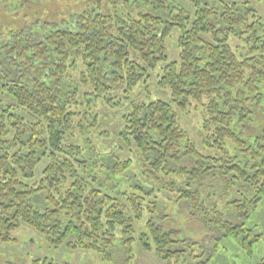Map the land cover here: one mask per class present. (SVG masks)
I'll return each mask as SVG.
<instances>
[{
  "label": "trees",
  "instance_id": "trees-1",
  "mask_svg": "<svg viewBox=\"0 0 264 264\" xmlns=\"http://www.w3.org/2000/svg\"><path fill=\"white\" fill-rule=\"evenodd\" d=\"M42 1L0 0V242L25 225L53 247L109 258L119 230L129 251L136 234L145 251L179 260L181 233L156 219L171 207L220 237H255L241 240L246 250L264 237L246 224L264 202V21L253 2L77 0L81 11L52 29L33 11ZM174 28L179 59L168 61ZM159 64L170 100H130L116 132L129 148H109L89 97L111 105ZM204 96L199 151L177 110ZM208 178L217 199L202 189ZM144 212L153 216L136 228Z\"/></svg>",
  "mask_w": 264,
  "mask_h": 264
},
{
  "label": "rangeland",
  "instance_id": "rangeland-1",
  "mask_svg": "<svg viewBox=\"0 0 264 264\" xmlns=\"http://www.w3.org/2000/svg\"><path fill=\"white\" fill-rule=\"evenodd\" d=\"M252 5L258 9L264 21V0H251ZM12 2V1H11ZM39 7H34V13L48 17V26L52 29L66 28L67 22L71 20L74 13L81 11L77 0H43ZM31 9V10H29ZM26 17L32 11L29 8ZM60 11L61 14H57ZM27 22H24V24ZM45 25V24H43ZM47 26V25H45ZM179 30L174 28L166 40L167 59L168 61H178L179 50L176 46ZM232 43L238 44L235 40ZM243 53V50H240ZM78 63H80L78 61ZM80 66V64H79ZM162 64L150 73V78L145 82H139L130 92H120L111 95L114 98L113 104L104 105L101 99L97 101L89 97L91 113H96L100 123H103L105 132V141L109 148L127 150L129 146L121 142L116 132L123 125L122 116L129 112V101L147 102L149 100L161 99L170 100V91L168 88H159L156 84L157 72ZM72 77L78 78V74L72 73ZM207 102L204 96L200 101H191L186 111L177 110L178 119L182 127L186 130L189 139L195 147L202 151L204 130L202 121L204 116L203 105ZM87 135L88 132H87ZM131 154L134 148L131 147ZM127 151L125 156L131 155ZM186 169L191 167V161H182ZM181 165H172V169L178 170ZM135 168V167H134ZM136 171V170H133ZM128 181L134 183L133 174L129 173ZM203 191L215 193L214 198L219 195V185L216 181L208 178L203 182ZM166 195V193H163ZM163 201V200H161ZM163 204V203H162ZM222 207V205H221ZM165 208L159 212L157 220L161 222L164 229L176 230L181 233L185 241L180 244V249L184 251V256L179 260L171 259L165 261L158 258L153 251H145L139 243V237L136 234L131 237V251L125 247L122 237H119V230L116 231L117 240L114 246L108 249L109 258L102 254L89 250H69L64 246L53 247L47 240L33 228L22 225L14 231L15 242H0V264H32L35 259L46 260L56 264H264V237L256 238L249 249L242 246V239L250 241L255 237H220V233L213 229L207 228L200 220L190 211L179 208ZM165 215L168 219L163 220ZM148 216H153L144 212L142 220H137L135 227L142 226V221ZM247 225L256 224V228L264 233V202L260 203L253 212H251L246 221ZM142 228V227H141ZM202 254L200 257L199 255Z\"/></svg>",
  "mask_w": 264,
  "mask_h": 264
}]
</instances>
